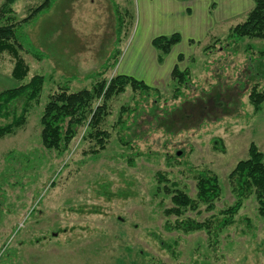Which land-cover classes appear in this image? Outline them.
<instances>
[{"label":"rangeland","instance_id":"374dc122","mask_svg":"<svg viewBox=\"0 0 264 264\" xmlns=\"http://www.w3.org/2000/svg\"><path fill=\"white\" fill-rule=\"evenodd\" d=\"M188 1L193 11L185 8L174 20L181 29L198 14L193 4L205 9L204 18L216 19L228 0ZM245 1L243 11L211 20L210 32L199 40L183 37L162 55L171 69L153 84L143 80L155 89L151 96L142 99L127 86L109 100L110 114L101 125L109 138L96 155L95 142L84 139L85 125L66 151L44 148L39 117L48 95L64 84L72 91L91 88L96 78L89 75L105 63L103 77L117 74L121 56L142 32L136 34L139 21L154 11L155 25L170 23L173 17L165 16L171 6L162 0H54L23 21L41 0L12 3L3 21L16 22V42L29 66L24 81L40 74L45 82L24 127L0 138V264H264V216L257 214L253 196L215 244L205 229H176L175 217L164 214L172 189L196 197L202 170L217 174L222 195L214 211L199 204V211L181 217L203 221L232 204L228 174L246 159L251 142L264 152V101L254 110L248 98L255 83L264 90V64L251 63L246 53L249 48L264 54V40L226 42L229 27L252 8ZM148 39L140 36L148 46L142 52L153 60L156 49ZM208 45L214 46L205 50ZM175 64L189 69L185 85L171 79ZM12 66L11 56L0 53V91L20 84L10 74ZM137 105L140 110L130 116L122 113L126 126L117 123L123 106L130 111ZM168 219L171 229L164 226Z\"/></svg>","mask_w":264,"mask_h":264},{"label":"trees","instance_id":"16d2710c","mask_svg":"<svg viewBox=\"0 0 264 264\" xmlns=\"http://www.w3.org/2000/svg\"><path fill=\"white\" fill-rule=\"evenodd\" d=\"M16 0H5L0 8V53L7 52L13 62L10 70L12 77L20 84L0 91V120L5 122L0 124V138L5 135L16 134L17 130L24 127L27 122V115L33 105L38 102L39 94L42 92L45 77L40 74H34L29 80L24 81L28 76L29 66L24 58L20 55V46L15 38V20L8 22L7 15L12 11V3ZM54 0H41L29 12V16L23 21H28L32 16L49 8ZM181 1V0H179ZM188 1V0H184ZM252 8L247 11L244 20L229 27L227 36V44L232 45L241 38H257L264 40V0H251ZM213 7V3L211 4ZM21 22V21H20ZM120 35V29L118 34ZM120 39V37H119ZM181 36L175 32L171 35H160L151 40V44L159 53V62L163 59V54L169 53L172 46L179 42ZM220 41L219 39H215ZM215 41V42H216ZM214 45H208L207 49H212ZM246 53L251 59V63L264 64V54L254 52L247 48ZM113 54V53H112ZM40 58V54H34ZM114 55V54H113ZM183 56L178 54V60ZM118 58H115V65ZM253 63V64H254ZM108 63L97 72H93L89 77H95L91 88H81L77 91L70 90L68 85H61L57 91L51 92L47 102L43 106V110L39 117L41 124L40 140L47 150H56L62 153L68 149L72 143V139L78 134L79 128L83 125L89 129L84 139L94 141L96 146L91 152L96 155L105 149L109 132L101 127L107 116L110 114L108 102L112 97L124 93L127 86L141 95L142 99L151 96L152 90L143 80L135 79L130 75L117 73L112 77H103ZM189 69L185 68L181 71L175 64L171 72V79L177 80L178 83L185 85L189 80ZM179 93V87L177 88ZM181 92V91H180ZM146 95V96H144ZM248 98L253 105L254 110L259 109L260 104L264 101V90H260L258 84L255 83L249 91ZM139 105V104H138ZM138 105L134 110L121 108L117 123L126 126L128 118L123 119L122 113L128 111L137 112L140 110ZM141 108V107H140ZM130 116V115H129ZM124 143L129 141L124 137L121 138ZM126 140V141H125ZM246 159L239 160L233 170L228 174V184L230 192L234 195L232 204L225 206L217 211V213L207 216L203 221H198L193 217L183 218L181 216L187 210L199 211V204L204 205V210L214 211L215 202L222 195L220 181L216 173L208 171H200L196 177V197L193 198L186 194L181 188L177 187L171 190V206L164 210L165 216L175 217V228L182 229L186 232L203 230L208 233V238L213 239L215 244L220 233L226 226L234 223L237 212L243 206L244 200L253 196L257 203V214L264 216V152H262L253 142L249 144ZM160 181H165L162 173L157 174ZM166 189V187H164ZM166 229H171V221L168 219L165 223ZM2 252L1 254H3ZM3 256V255H2Z\"/></svg>","mask_w":264,"mask_h":264},{"label":"crops","instance_id":"0c3cea01","mask_svg":"<svg viewBox=\"0 0 264 264\" xmlns=\"http://www.w3.org/2000/svg\"><path fill=\"white\" fill-rule=\"evenodd\" d=\"M163 2H166L171 6L169 8V13L165 17H169L171 19V22L168 21L164 22L162 25H155L154 18H158L157 14L153 11V8L151 7L150 10L153 12H148L146 14V17L140 22V25L137 28V32H141L140 34H137L136 37L133 39V43L130 45V49H127L124 54L121 56V60L119 61V64L117 65V72L124 74V75H130L136 79L144 80L148 84H153L156 80L163 75L161 72H167L169 74L170 67L168 65V56L165 55V57L162 59L161 62H157V54L156 51H153V60L152 57H148L147 53H143L142 49L147 48L148 46L145 45L146 41H140L141 35H147V38H149V42L152 39V37L160 34H171L172 32H179L181 38L186 37V39H192V40H199L200 37H203L206 32L210 29L209 22L215 21L216 19L221 20L223 18L229 17V15L234 14L236 12L243 11L246 9V1L245 0H228L227 1V7L223 9L224 13L221 15V17H217L216 19L209 17L207 15L206 18L203 13L204 8H201V5L198 6L197 4H193L194 8H197L198 14L190 16L186 22H185V29H181L180 26L175 24V19L178 17H182V12L185 8H190L191 11L192 7L187 6L186 4L189 2H182L177 0H162ZM181 5H180V4ZM237 3H241L239 6ZM185 5V6H184ZM246 6V7H245ZM225 10V11H224ZM229 10V11H228ZM207 12V10H206ZM226 14V15H225ZM218 15V14H217ZM156 16V17H155ZM196 16V17H195ZM145 22V24L143 23ZM213 25V24H212ZM149 29L151 32H147ZM207 30V31H206ZM151 34V35H150ZM149 35V37H148ZM146 50V49H143ZM149 50V49H148ZM162 80V79H161Z\"/></svg>","mask_w":264,"mask_h":264}]
</instances>
